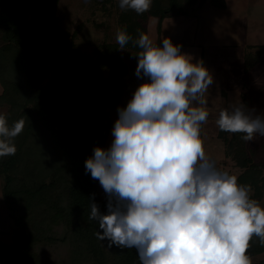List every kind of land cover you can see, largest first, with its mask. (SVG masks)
<instances>
[{"label": "trees", "instance_id": "trees-1", "mask_svg": "<svg viewBox=\"0 0 264 264\" xmlns=\"http://www.w3.org/2000/svg\"><path fill=\"white\" fill-rule=\"evenodd\" d=\"M94 1L106 14L115 9L116 30L132 37L124 50L116 37L92 52L82 50L77 31L58 24L57 0H0V104L7 105L2 114L9 126L24 120L13 140L15 155L0 157L2 199L19 229L11 244L0 242V264H140L134 248L109 249L108 241L95 235L97 221L89 219L91 200L106 213L108 199L86 172L85 161L96 146L104 148L112 127L110 110L120 99L118 91L108 90L104 72L126 77L137 67L134 54L141 49L134 41L147 34L150 17L157 19L159 30L164 18L207 4L226 7L225 0H152L149 11L137 14L121 9L119 0ZM33 2L35 20L28 24ZM263 52L264 45L245 51L244 72L260 62ZM243 135L217 126L225 155L242 169L238 182L251 185L252 198L259 202L264 166L245 149ZM250 245V257L264 252L258 237ZM252 264H264V259Z\"/></svg>", "mask_w": 264, "mask_h": 264}, {"label": "clouds", "instance_id": "clouds-1", "mask_svg": "<svg viewBox=\"0 0 264 264\" xmlns=\"http://www.w3.org/2000/svg\"><path fill=\"white\" fill-rule=\"evenodd\" d=\"M151 5L119 0L137 14ZM116 39L124 50L132 37L118 29ZM134 43L141 49L136 74L149 79L118 108L111 146H96L85 161L108 197L106 213L91 200L96 237L109 249L134 248L140 264H252L253 236L264 246V207L251 185L216 166L201 136L209 113L198 105L207 103L213 76L169 37L161 46L141 33ZM215 123L246 142L264 136V116L243 103L221 109ZM23 128V119L9 126L0 114V157L15 155Z\"/></svg>", "mask_w": 264, "mask_h": 264}, {"label": "rangeland", "instance_id": "rangeland-1", "mask_svg": "<svg viewBox=\"0 0 264 264\" xmlns=\"http://www.w3.org/2000/svg\"><path fill=\"white\" fill-rule=\"evenodd\" d=\"M36 6V2L29 4L28 24L35 20L33 14ZM114 10L113 8L110 13L106 14L94 0H57L55 14L58 24L63 29L69 32L77 31L76 42L80 48L86 52H92L103 40L108 39L111 41L115 39L118 26ZM238 15L235 19H229L231 29L235 33L233 40L230 37L233 44L231 46H220L222 41L220 38H216L215 47L213 46L203 58L204 62L206 61L207 65H211L214 71L212 75L214 82L209 89L212 92L211 95L217 100L207 98L205 105H198L201 107L206 106V111L209 113L207 123L201 125V136L206 154L215 161L219 169L236 176L242 172V169L237 167L234 161L225 155L224 143L217 137L215 121L219 117V112L223 108H230L231 105H238L246 101L249 110L254 111L257 115L264 116V52L260 62L249 72H244L242 55L236 54L237 46L235 48V45H239L240 48L242 43H247L245 39L249 38L254 29L253 26L260 22H262V25L257 29L256 36H253V38L256 45H264V15L262 17L261 6L256 7L255 12L245 13V11H242ZM79 25H81L80 28H78ZM154 29L155 25L152 21L150 23L152 34ZM203 33V31L195 33L196 43L201 41ZM136 68L126 77L114 76L109 71L104 72V77L108 82V90L111 93L118 91L120 94V104L110 110L111 117L115 121L119 115L118 108L126 107L137 87L149 79H145V76H137ZM1 92L2 87L0 85V94ZM6 111L7 105L0 104V114ZM111 143L107 142L104 149H108ZM245 149L251 153L254 161L264 166V136H257L254 140L245 142ZM1 184L0 178V242L11 244L19 229L8 215V210L2 199ZM98 186L99 193L108 199L100 183ZM259 203L264 207V195ZM251 258L252 263L258 262L264 259V252L251 256Z\"/></svg>", "mask_w": 264, "mask_h": 264}, {"label": "crops", "instance_id": "crops-1", "mask_svg": "<svg viewBox=\"0 0 264 264\" xmlns=\"http://www.w3.org/2000/svg\"><path fill=\"white\" fill-rule=\"evenodd\" d=\"M225 3L226 7L223 9L215 8L207 4L200 8H197L190 14L164 18L161 22L159 30L157 29V19L154 17H150L147 23V35H149V37L155 43L157 42L161 46L163 43V38L169 37L172 40L173 44H179L181 46L182 53L192 55L193 62L203 60L204 65L208 68L211 75H213L214 71L211 65H207V62H204L203 58L205 57L206 53L211 50L214 45H216V38L221 39L222 42L220 43V46H231L233 44L231 42L233 40V37L235 36V33L231 29V23L229 22V19H235L238 13H242V11H245V13H248L249 11L255 12L256 7L258 6H261L262 17L264 15V0H225ZM152 21L155 25L153 34L150 32V23ZM261 25L262 22L256 23L255 26H253L254 29L249 35V38L245 39V42L247 43H242L240 48L239 45H235V48L237 46L236 54H241L243 58V55L248 48H255L256 46H258L255 44V39L253 38V36H256V31ZM197 31L204 32L203 37L201 38V41H199V43H196L194 36ZM230 37L232 38V40ZM145 79H148V77H145ZM211 93V90L208 89V91L205 93V99L214 98L217 100V98L211 95ZM203 107L205 108L206 106ZM114 123L115 120L114 118H112V127L106 140L105 146L107 145V142H112L114 139L112 135ZM206 123H204L203 125H205Z\"/></svg>", "mask_w": 264, "mask_h": 264}]
</instances>
